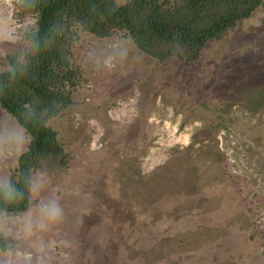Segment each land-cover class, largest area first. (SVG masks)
Segmentation results:
<instances>
[{
	"label": "rangeland",
	"instance_id": "obj_1",
	"mask_svg": "<svg viewBox=\"0 0 264 264\" xmlns=\"http://www.w3.org/2000/svg\"><path fill=\"white\" fill-rule=\"evenodd\" d=\"M21 2L0 0V74L33 52ZM75 29L78 85L48 122L65 164L0 213V264H264V1L196 63ZM30 142L0 104V186Z\"/></svg>",
	"mask_w": 264,
	"mask_h": 264
},
{
	"label": "trees",
	"instance_id": "obj_2",
	"mask_svg": "<svg viewBox=\"0 0 264 264\" xmlns=\"http://www.w3.org/2000/svg\"><path fill=\"white\" fill-rule=\"evenodd\" d=\"M263 1L128 0L117 5L116 0H22L23 13L38 14L37 28L29 35L33 52L24 59L11 57L12 69L0 74V104L31 142L10 185L0 186V213L28 212L34 173L53 172L58 168L50 161L64 157L58 133L48 122L72 104L71 91L78 85L79 70L71 60L77 26L99 38L126 30L152 57L196 63L209 41L250 18ZM13 246L0 231V252Z\"/></svg>",
	"mask_w": 264,
	"mask_h": 264
},
{
	"label": "bare ground",
	"instance_id": "obj_3",
	"mask_svg": "<svg viewBox=\"0 0 264 264\" xmlns=\"http://www.w3.org/2000/svg\"><path fill=\"white\" fill-rule=\"evenodd\" d=\"M223 221V220H222ZM226 224V223H225Z\"/></svg>",
	"mask_w": 264,
	"mask_h": 264
}]
</instances>
